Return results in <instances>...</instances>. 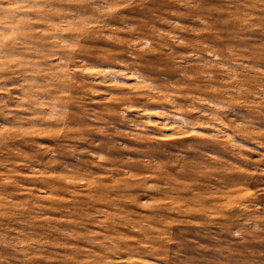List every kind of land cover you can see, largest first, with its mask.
<instances>
[{
  "label": "rangeland",
  "instance_id": "rangeland-1",
  "mask_svg": "<svg viewBox=\"0 0 264 264\" xmlns=\"http://www.w3.org/2000/svg\"><path fill=\"white\" fill-rule=\"evenodd\" d=\"M0 264H264V0H0Z\"/></svg>",
  "mask_w": 264,
  "mask_h": 264
},
{
  "label": "bare ground",
  "instance_id": "bare-ground-1",
  "mask_svg": "<svg viewBox=\"0 0 264 264\" xmlns=\"http://www.w3.org/2000/svg\"><path fill=\"white\" fill-rule=\"evenodd\" d=\"M27 65V64H26Z\"/></svg>",
  "mask_w": 264,
  "mask_h": 264
}]
</instances>
